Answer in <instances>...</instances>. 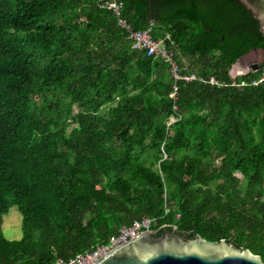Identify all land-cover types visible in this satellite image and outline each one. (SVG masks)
Returning a JSON list of instances; mask_svg holds the SVG:
<instances>
[{"label":"trees","instance_id":"trees-1","mask_svg":"<svg viewBox=\"0 0 264 264\" xmlns=\"http://www.w3.org/2000/svg\"><path fill=\"white\" fill-rule=\"evenodd\" d=\"M0 0V264H56L149 218L264 260V36L236 0ZM256 58L259 68L250 69ZM173 86H176L173 97ZM173 121H169V118Z\"/></svg>","mask_w":264,"mask_h":264},{"label":"water","instance_id":"water-1","mask_svg":"<svg viewBox=\"0 0 264 264\" xmlns=\"http://www.w3.org/2000/svg\"><path fill=\"white\" fill-rule=\"evenodd\" d=\"M257 20L264 36V0H236ZM251 69L259 68L257 62ZM94 264H264L249 249H240L224 239L208 241L197 235L185 239L175 227L161 236L143 230L137 237L103 253Z\"/></svg>","mask_w":264,"mask_h":264},{"label":"built area","instance_id":"built-area-1","mask_svg":"<svg viewBox=\"0 0 264 264\" xmlns=\"http://www.w3.org/2000/svg\"><path fill=\"white\" fill-rule=\"evenodd\" d=\"M107 5L112 9L113 13L117 17V23L125 28L131 48L144 49L148 55H154L163 58L169 64V71L174 79H183L189 81L196 78L200 81H206L210 84H217V82L212 77L204 80L193 73L180 74L178 72V66L172 58V53L167 51L161 39L156 40L150 36V28H147L143 31L131 29L124 19L119 16L120 4H118L116 0H111L107 3ZM259 80H264V71L261 73ZM173 90V97H175L176 86H173ZM151 224L152 221L149 218L134 220L132 224L121 227L115 235H111L106 243L96 244L91 249L83 253H77L68 260H62L61 258H58L56 264H94L96 260L107 250L137 237L145 229L152 230L150 228Z\"/></svg>","mask_w":264,"mask_h":264},{"label":"rangeland","instance_id":"rangeland-1","mask_svg":"<svg viewBox=\"0 0 264 264\" xmlns=\"http://www.w3.org/2000/svg\"><path fill=\"white\" fill-rule=\"evenodd\" d=\"M254 62L258 63L254 57L248 60L250 69ZM169 121H173V118H169ZM0 230L2 235L8 240H18L21 238V215L16 206L12 205L9 207L7 213L1 216Z\"/></svg>","mask_w":264,"mask_h":264},{"label":"flooded vegetation","instance_id":"flooded-vegetation-1","mask_svg":"<svg viewBox=\"0 0 264 264\" xmlns=\"http://www.w3.org/2000/svg\"><path fill=\"white\" fill-rule=\"evenodd\" d=\"M168 230H162L161 232L154 230L156 236H161L166 233Z\"/></svg>","mask_w":264,"mask_h":264}]
</instances>
